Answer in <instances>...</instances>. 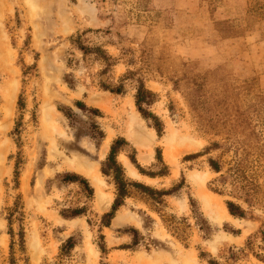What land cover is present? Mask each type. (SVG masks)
<instances>
[{"label":"rangeland","instance_id":"rangeland-1","mask_svg":"<svg viewBox=\"0 0 264 264\" xmlns=\"http://www.w3.org/2000/svg\"><path fill=\"white\" fill-rule=\"evenodd\" d=\"M173 2L182 9H172ZM138 82L155 94L146 107L164 124L160 138L136 109ZM118 85L120 94L104 90ZM117 138L128 143L117 160L129 180L156 190L182 178L185 184L160 204L130 189L102 228L115 197L102 168ZM156 148L169 172L151 179L129 156L154 171ZM67 173L85 178L93 194L63 181ZM216 187L220 194L211 191ZM18 196L15 264H56L70 237L77 244L63 264H264V89L257 74L198 60V0H0V264H9L7 217ZM189 198L206 218L205 235ZM227 200L242 207L244 218L228 213ZM74 209L85 212L69 217ZM169 216L190 224L186 239L169 228ZM100 233L107 254L97 248Z\"/></svg>","mask_w":264,"mask_h":264},{"label":"trees","instance_id":"trees-1","mask_svg":"<svg viewBox=\"0 0 264 264\" xmlns=\"http://www.w3.org/2000/svg\"><path fill=\"white\" fill-rule=\"evenodd\" d=\"M80 49H84L82 46ZM96 52H99L100 55L102 56L103 59H105V56L100 49H96ZM138 86L136 88V92L134 95V101H135V106L138 111V113L141 114V116L149 122L150 127L156 132V135L160 138L163 134L164 131V124L163 122L155 116L146 106H150L154 99H155V94L148 90L142 82H138ZM104 86V85H102ZM104 90H107L111 93L115 94H120L123 92V87L122 85H118L115 88H107L104 87ZM74 105L77 109L83 111V112H89L93 115H100V111L98 109L94 108H88L83 102L81 101H75ZM23 107V102L21 97L18 100V109H22ZM68 114V113H67ZM69 115V114H68ZM20 125L21 123L18 122L16 123L13 134L16 136V141L19 145L20 141ZM93 129H98L96 126H93ZM96 132L98 134L99 138H102L103 134L100 130H97ZM128 146V143L124 138H117L115 139L110 148L109 152L106 156L105 162L103 164L102 168V173L106 176L111 177L112 183L115 188V197L114 200L111 204L110 210L104 214H102L100 220V225L102 228H109L111 221L114 219L116 213L119 211L121 207L124 206L125 200L128 198L130 194V189H134L137 191H140L142 194H145L152 198L154 202L157 204H160L161 198L165 196H170L172 195L175 191L180 190L183 185L185 184V179L182 178L181 181L173 186L172 188L169 189H161V190H156L150 186H147L143 183H139L136 181H131L125 176V171L122 168L121 164L118 162L117 157L119 152L121 151L122 148ZM208 150V149H207ZM204 155V152L196 153V154H191L188 156H185L183 160H191L197 157H201ZM130 162L135 166V168L138 170V172L146 176L148 178L154 179V178H161L165 177L168 175L169 169L168 166L165 164L162 158V150L160 148H156V156L155 160L157 162L156 164V170L154 171H145L136 161L135 159V154L132 153L129 156ZM20 164V156L18 154V160L15 164V171H14V179H13V188L15 190L18 189L19 187V168L18 165ZM208 166L212 172L215 174H218L221 170L219 167V164L213 160V159H208ZM63 181L65 182H70V183H78L81 185L84 190L87 192L88 195L93 194V189L90 187L88 181L76 174L73 173H67L63 177ZM212 192L219 193L218 187L216 188H211ZM189 206H190V211L192 214L193 219L195 220V226L200 230V232L204 233V235L207 233V225H206V218L204 214L201 212L200 208L198 207V203L193 200L192 198H189ZM225 206L228 211V213L235 217V218H244L245 212L242 209V207L232 201H225ZM21 198L18 196V199L14 203L13 207L9 210L7 221H8V226H9V232L8 235L10 237V246H9V254H10V260L9 264H15V259L13 257V247H14V234L13 230L11 228L13 218L16 215L21 214ZM84 209H74L71 211L69 217H77L81 216L84 214ZM169 228L172 230L174 234L183 236L184 239H186L187 232L186 229L189 230L191 228L190 224L183 222V224L180 223L179 220H177L174 216H169ZM130 231L133 233V245L136 246L138 244L137 238H136V230L130 229ZM98 244L97 248L99 249L101 254H107L108 250L106 248L105 244V238L102 233L98 235ZM264 240V238L262 239ZM20 241L23 243V235L22 233L20 234ZM77 242L74 237L68 238L61 246L59 256H58V262L56 264H63L65 263L66 260L70 257V253L73 251L75 248ZM255 257L262 261V256L259 254H255ZM104 264V263H102ZM207 264H219L216 260L210 259L207 261Z\"/></svg>","mask_w":264,"mask_h":264},{"label":"crops","instance_id":"crops-1","mask_svg":"<svg viewBox=\"0 0 264 264\" xmlns=\"http://www.w3.org/2000/svg\"><path fill=\"white\" fill-rule=\"evenodd\" d=\"M175 3L172 9H182ZM204 58L256 73L264 89V0H198V60Z\"/></svg>","mask_w":264,"mask_h":264},{"label":"bare ground","instance_id":"bare-ground-1","mask_svg":"<svg viewBox=\"0 0 264 264\" xmlns=\"http://www.w3.org/2000/svg\"><path fill=\"white\" fill-rule=\"evenodd\" d=\"M227 216V215H226ZM229 218V217H228Z\"/></svg>","mask_w":264,"mask_h":264}]
</instances>
